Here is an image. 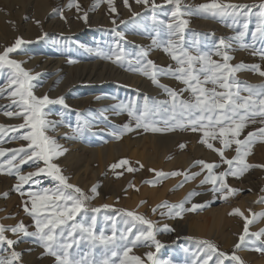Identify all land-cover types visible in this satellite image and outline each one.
I'll return each instance as SVG.
<instances>
[{
  "label": "rangeland",
  "instance_id": "rangeland-1",
  "mask_svg": "<svg viewBox=\"0 0 264 264\" xmlns=\"http://www.w3.org/2000/svg\"><path fill=\"white\" fill-rule=\"evenodd\" d=\"M210 2L211 0H181L182 4L193 8L192 14L183 17L189 21L185 31L186 40L191 43L195 39L202 50L214 51V45L219 43V39L225 38L231 44L227 49L232 57L230 64L236 65L241 62L247 65L259 64L264 70V59L259 55V50L264 49V41L253 40L251 35L255 31L256 16L250 18L248 34L244 41L257 50V54L253 55V48H243L239 42L227 39L235 36V28L228 26L232 22L231 19L222 20L195 11V6ZM217 2L258 6L264 0H217ZM77 3L80 6L79 11L76 8ZM155 3L163 7L153 13L144 4L136 3V0H128V6L124 0H113L111 6L108 0H74L72 7H68L69 0H0V53L14 44L18 37L22 38L25 43L9 53L8 58L20 62L21 67L34 78L31 81L32 91L37 97L44 95L50 99L64 97L67 108L60 104L46 106V118L59 122L55 128L47 131V135L54 138L67 151L74 147L70 152L75 154L72 153L74 157L68 155L67 158L71 157V161L65 159L63 154L54 157L53 162L69 178V183L78 186L91 197L86 202L89 206L87 217L92 215L97 217L95 226L97 233L103 231L111 235L113 224L109 218L116 221L115 226L118 230H124L133 223L136 225L134 233L137 230H145L146 225H141L118 211L127 210L151 220L156 240L163 245L157 250L153 241L141 240L131 246L132 251L129 255L140 256L144 264H152L146 255L148 252L154 254L153 259L167 261L169 264H197L198 261L199 264H203V260L208 256L212 257L209 264H215V260L219 258L218 252L227 254L228 258L224 259V264H238L231 259L233 253L240 257L243 264H264V252L257 250L264 248V234L249 235L240 248H235L243 233L244 227L240 222L244 217L233 213V209L240 207L244 197L252 198L253 202L246 208L250 214V216L247 214L249 220H252L255 214V221L249 224V233H259L264 229V215H261L264 214V202H261L264 198V168H250L239 177L227 176L225 182L228 187L238 191L227 195L225 199L223 198L225 193H214L210 183H200L207 170L201 171L202 166L195 162L203 160L208 163H220L218 153L201 142V132H193L190 128L146 131L143 127L136 128L135 122L127 112L112 108V105L127 103L130 100L142 106L145 96L156 100L169 99L150 77L129 70L127 63L122 66L115 63L114 58L110 60L104 55L97 54L99 50L111 55L117 50L119 41V46L124 49L129 60H135L136 54L141 50L140 46H143L148 50V59L153 60L157 66L176 67L175 61L162 47H155L152 44V37L157 32L160 33V39L166 38L164 25H160L158 21H170L174 5L166 4L165 0H155ZM112 7L116 9L115 12L111 11ZM85 12L87 21L82 18ZM134 12L140 15L133 18ZM252 12L258 13L259 8H253ZM154 15L156 20H153ZM117 32L124 33L125 38L121 40L116 35ZM41 37L43 38L38 39ZM213 59L221 58L213 56ZM13 71L6 65L0 68V88L7 89ZM235 77L239 82H246L239 85L241 88L264 83V77L248 69L236 72ZM159 80L177 91L185 87L181 81L169 75L160 76ZM207 87L212 85L209 84ZM241 95L246 96L248 93L242 91ZM182 96L187 99L190 93L185 91ZM11 100L7 91L0 95V125L14 126L23 122L22 118L8 117L4 114L6 111L18 110L15 107H8ZM166 119H169V114L161 112L146 122L151 126L165 129L170 127L164 124ZM124 124H131L132 130L121 133L120 129ZM258 127H261L259 123L248 124L239 138L244 139L248 132ZM77 128H81L82 132L78 133ZM26 131V129L13 131L6 127L0 132V148L16 149L25 145L27 142L20 136ZM113 133H117L119 138ZM170 139H173L172 142ZM210 142L215 147H221L219 141ZM181 144L185 147L181 148ZM234 147L233 145L232 148L225 150L227 158L235 155ZM103 149L111 153L105 151L106 154ZM262 150L264 142H256L251 154L246 157L248 163L264 164ZM76 154H80V157ZM5 158H0V163ZM73 160L75 161L73 167H68ZM121 160H127L128 164H122L115 169L111 167L113 164H119ZM40 166L44 165L41 163ZM128 167H132L134 171H127ZM227 167L226 164H221L214 172L224 171ZM34 170L30 164L21 166L22 173ZM161 171L186 173L190 178L185 181L183 174L161 178L156 175ZM119 173L122 175H118ZM192 173L200 174L191 178ZM251 176L252 183H247L249 185H244L242 189L241 184L244 183L242 180ZM40 179V185L31 183L24 185V192L53 188L56 185L50 177L42 176ZM17 183L15 175L0 173V224L12 226L23 221L29 231H34L33 219L24 211L23 206V201L28 197L27 195L22 197L15 190L14 185ZM181 184L182 187L179 186ZM94 185L98 186V195L91 193ZM190 192L199 194L189 197L185 208H191L193 204L203 205L195 211H184L180 217H176L174 214L168 215L167 209L157 207L164 202L169 205L177 204ZM4 193H7V196H4ZM103 205L110 207L103 208ZM93 208H99L100 211L93 213L91 212ZM154 208L156 211H153ZM161 212L165 214L161 215ZM80 219L81 215L78 214L77 220ZM214 219L218 220V226L216 222L208 236L194 233L195 225L207 224ZM124 220H128L129 223L126 225L123 223ZM164 225H167L169 230H166ZM5 235L9 239H17L11 231H6ZM205 240L215 244L218 252L209 251L202 243ZM13 249L21 253L19 264H55L54 257L44 254V248L35 242V238L23 237L12 246L0 243V257H10ZM81 251H89L86 243L81 245ZM93 253L97 259L100 258L99 251L93 250Z\"/></svg>",
  "mask_w": 264,
  "mask_h": 264
},
{
  "label": "snow or ice",
  "instance_id": "snow-or-ice-1",
  "mask_svg": "<svg viewBox=\"0 0 264 264\" xmlns=\"http://www.w3.org/2000/svg\"><path fill=\"white\" fill-rule=\"evenodd\" d=\"M74 0H69L68 7H72ZM113 0H108L111 6ZM128 6V0H124ZM138 4H144L150 8L153 13L163 5H158L155 0H136ZM166 4L174 5V10L171 12V19L168 22L163 20L158 21L160 25H164L165 37L160 39V33L157 32L152 37V44L155 47H162L163 51L168 54L176 63V67L168 65L166 67L157 66L156 63L148 59V50L141 47L140 52L136 54L135 60L127 59V54L117 42V50L111 55L102 53L98 50L97 54L104 55L105 58L121 64L127 63L129 70L141 72L145 76L150 77L152 82L161 88L169 97L165 100H156L155 98L144 97V103L141 106L134 100L127 103L120 102L112 105V108L118 111L127 112L128 116L135 122L136 128L143 127L146 131H162L172 130L174 128L188 129L193 132H201V142L209 149L218 153L220 163H208L203 160L195 163L201 165V171L207 170V174L200 181L201 184H211L214 193H225L223 198L232 194L237 189L229 188L225 182V178L229 175L239 177L248 169L254 167L264 168V164L248 163L246 157L251 154L252 147L256 142H264V83L259 85H247L241 88V83L236 80L235 73L248 69L258 72L264 77V70L259 64L247 65L243 62L232 65L229 61L232 57L228 54L227 49L231 44L225 38H220L219 43L214 45V51L202 50L199 42L193 40L189 43L186 40L185 31L189 21L183 17L190 15L193 12L191 6L181 3V0H165ZM259 8L258 13H253V8ZM77 11L80 6L76 4ZM111 11L115 12L114 7ZM195 11L202 12L212 16L213 18L231 19L229 27L235 28V36L227 38L228 40L239 42L243 48H253V55L257 54V50L253 45L245 43V37L248 34L250 18L256 16L255 31L251 33L253 40L259 39L264 41V2L258 6L255 4L242 3H219L217 0H211L210 3H202L195 6ZM133 18L140 13H133ZM87 21V12L82 17ZM153 20H156L155 15ZM39 23V21H37ZM115 23V20L113 21ZM121 23H125L121 21ZM115 31V29H114ZM45 35H47L45 33ZM116 35L123 40L124 33L117 32ZM38 38V39H42ZM25 41L18 37L15 43L6 47L0 53V68L5 65L13 69V74L8 81V87L0 88V95L6 91L12 98L11 104L8 107H15L17 111H6L4 114L8 117L22 118L23 122L14 126L0 125V132H3L6 127L13 131L26 129L27 131L20 136L26 141L25 145L16 149L0 148V158L6 157L0 163V173L6 172L9 175H15L18 183L14 185L17 192L22 197L27 195L28 199L23 201L24 211L32 217L34 222V231H29L23 221L12 226L0 224V243H6L9 246L16 244L23 237L35 238V242L42 245L44 254L54 257L55 264H144L140 256L129 255L132 247L141 240H151L155 243L157 250L163 245L156 240L153 222L132 211L118 210L123 212L127 217H131L133 221H138L141 225H146L145 230L133 229L136 227L133 223L130 227L124 230L116 228V221L109 218L113 224L111 235L105 234L103 231L97 233L95 230L97 217L92 215L87 217L86 202L91 197L84 193L78 186L69 183V178L62 173L60 167L53 162L54 157L63 155L66 149H63L56 140L47 135L50 128H55L57 121L47 119L46 106L53 104H65L64 97L50 99L47 95L37 97L32 91L33 85L31 81L34 79L25 69L21 67L20 62L9 59V53L18 49ZM91 51V49H90ZM259 55L264 59V49L259 50ZM213 56L220 57V60L213 59ZM72 62L71 60L69 61ZM169 75L181 81L185 87L177 91L160 82L159 77ZM212 87H207V85ZM219 89V90H218ZM189 92V98L185 99L182 96L183 92ZM247 92L248 95H241V92ZM99 99V97H97ZM169 114V119L164 120L165 125L170 127L161 129L151 126L146 121L152 119L158 113ZM259 123L261 127L254 131L248 132L244 139H240L241 132L248 124ZM131 124H124L120 132L131 131ZM77 132H82L81 128H77ZM119 138L117 133H113ZM210 141H219L221 147H215ZM234 147L235 155L231 158L225 156V150ZM181 148L185 145L181 144ZM41 163L44 165L41 167ZM32 165L34 171L22 173L21 166ZM127 165V160H121L119 164H113V169L120 165ZM221 164H226L228 167L224 171L218 173L214 169L219 168ZM142 167V165H141ZM127 171H134L132 167H128ZM187 181L190 177L186 173L172 172L164 173L157 172L158 177H166L168 175H181ZM200 173H192L191 178H195ZM118 175H122L119 173ZM50 177L56 182L53 188H41L39 191L24 192L23 187L26 184L40 185L41 177ZM179 186H183L182 184ZM97 185L91 188V193L98 195ZM199 193L190 192L184 200L177 204L169 205L164 202L158 205L159 208L167 209L168 215L180 217L184 211H195L203 205L193 204L191 208L186 209L185 203L189 197L198 195ZM7 196V193L3 194ZM261 202H264L262 198ZM30 203V207H29ZM103 208H109V205H103ZM99 208L91 209V212H99ZM153 211H156L154 208ZM234 214H239L244 217L243 233L239 237V242L235 248H240L246 242L249 235L259 236L264 234V229L259 233H249V224L255 221L249 220L244 216V213L239 208L233 209ZM81 215L78 221L77 216ZM161 212V215H164ZM264 215V214H261ZM126 225L128 220H124ZM166 230L167 225H164ZM11 231L16 235L17 239H9L5 233ZM87 245L89 251L82 252L81 245ZM212 253H217L216 245L210 241H202ZM93 250L100 252V258L97 259ZM264 252V248L257 249ZM152 264H169L167 261H159L153 259L152 252L146 253ZM207 255V253H205ZM21 253L14 249L10 252V257H0V264H19ZM218 257L215 264H224V259L228 258L224 252H218ZM212 259L208 256L203 260V264H209ZM231 259L237 261L238 264H243L239 256L232 254ZM199 264V261L197 262Z\"/></svg>",
  "mask_w": 264,
  "mask_h": 264
},
{
  "label": "bare ground",
  "instance_id": "bare-ground-1",
  "mask_svg": "<svg viewBox=\"0 0 264 264\" xmlns=\"http://www.w3.org/2000/svg\"><path fill=\"white\" fill-rule=\"evenodd\" d=\"M119 75V74H118ZM120 78H122V77H120ZM129 79V78H128ZM69 134H71V133H69ZM172 137H174V136H172ZM171 140V139H170ZM173 140V139H172ZM172 140H171V142H172ZM176 140V139H175ZM168 141V140H167ZM165 142V141H164ZM173 143H174V141H173ZM162 144V143H161ZM111 145V144H110ZM64 146V145H63ZM112 146V145H111ZM116 146H118V145H115V147ZM108 148H110L109 146H107ZM66 148V147H65ZM74 147H71V149H73ZM107 148V149H108ZM118 148V147H117ZM64 149V148H63ZM70 149V150H71ZM104 150V152L105 151H107L108 152V150ZM70 150L68 149V151H66V152H64L63 154V156L65 157V159H69V158H67L68 157V155H71V156H73L74 157V155H72V153L73 152H70ZM102 150V149H101ZM72 151V150H71ZM95 151V150H94ZM98 152H99V150H97ZM110 151H112V150H110ZM116 151V150H115ZM118 151V150H117ZM262 151H264V150H262ZM93 152V151H92ZM96 152V151H95ZM95 152H93V153H95ZM97 152V153H98ZM103 152V151H102ZM261 152V151H260ZM106 153V152H105ZM109 153V152H108ZM111 153V152H110ZM109 153V154H110ZM73 154H75V153H73ZM104 154V153H103ZM107 154V153H106ZM201 154V153H200ZM263 154V153H262ZM76 155H79V157H80V154H76ZM207 155H208V153H207ZM259 156H260V154H259ZM258 156V157H259ZM63 157V158H64ZM78 156H76V158H77ZM191 157V156H190ZM256 158V157H255ZM70 159H71V157H70ZM69 159V160H70ZM99 159V158H98ZM191 159H192V157H191ZM190 159V160H191ZM64 160V159H63ZM62 160V161H63ZM79 160V159H78ZM71 161V160H70ZM187 161V160H186ZM74 160L72 161V163L68 166V167H73V165H74ZM59 163H60V161H59ZM258 174V173H257ZM251 178H253V176H251V177H245L242 181L244 182H242L243 184H241V188L243 189V187H244V185H249V184H247V183H252L251 182ZM261 179V178H260ZM260 179L257 181L258 183L260 182ZM257 180V179H256ZM233 181H234V179H233ZM230 182V181H229ZM263 182H264V179H263ZM257 183V184H258ZM238 185V184H237ZM254 185V184H253ZM253 202V199L252 198H247V197H244L243 199H242V201H241V203H240V207L239 208H241L240 210H242V212L244 213V216H246V217H248L249 218V216H250V214H248V212H247V209L246 208H249L248 206H250L251 205V203ZM249 216H248V215ZM250 219V218H249ZM241 221V220H240ZM217 222V223H216ZM215 223H216V225L219 223L218 222V220L217 219H214V220H212V222H208L207 224H204V223H198L197 225H195L194 227V233L195 234H197V235H207L208 236V233L211 231V229H213V227H214V225H215ZM240 223H242V226L244 227V223H245V221L244 220H242ZM218 226V225H217ZM222 244V243H221ZM223 246H226V244H222ZM263 263V262H262Z\"/></svg>",
  "mask_w": 264,
  "mask_h": 264
},
{
  "label": "trees",
  "instance_id": "trees-1",
  "mask_svg": "<svg viewBox=\"0 0 264 264\" xmlns=\"http://www.w3.org/2000/svg\"><path fill=\"white\" fill-rule=\"evenodd\" d=\"M87 205V204H86ZM87 207H89V206H87Z\"/></svg>",
  "mask_w": 264,
  "mask_h": 264
}]
</instances>
